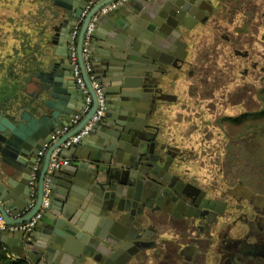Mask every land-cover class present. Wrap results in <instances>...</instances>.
<instances>
[{
	"label": "water",
	"instance_id": "1",
	"mask_svg": "<svg viewBox=\"0 0 264 264\" xmlns=\"http://www.w3.org/2000/svg\"><path fill=\"white\" fill-rule=\"evenodd\" d=\"M90 1H55L53 19L59 26L54 28L59 27V35L67 48L75 24ZM111 1L99 0L85 17L80 31L79 62L93 105L76 127L53 140V135L80 113L86 100L74 76L69 48L68 54L59 60L47 56L41 61L38 73L33 74L36 90L18 97L10 108L0 109V214L6 222L12 225L27 222L40 209L45 181L51 180L48 205L32 231L0 229V241L9 245L19 258H29L33 264L42 261L45 264H122L121 253L127 258L135 254L137 250L130 247L141 237V234L127 236L128 232L151 225L157 198L168 193L166 183L157 185L159 178H178L168 173L174 154L163 141L167 137L156 129L159 125H153L156 116L152 114L162 101L169 100L165 76L167 64L172 60L165 56L172 55L176 45L186 49L179 27L186 22L184 18L199 17L198 0H140V15L134 19L137 26L126 25L132 17L123 12L125 4L103 15L114 21L124 20V24L113 22L110 28L119 35V40L103 38L114 45L104 44L105 49L117 48L113 56L124 73L126 89L122 90L120 102H115L117 116L110 123L107 136L89 154L79 150L80 145L88 144L85 136L61 151L63 157L75 160L47 175L52 152L77 132L97 107L82 60V43L92 14ZM65 71L69 72L66 79ZM32 79L30 75L27 85ZM47 144L50 146L40 170L36 203L28 210L31 174L39 152ZM61 180H64L62 186ZM178 183L190 187L188 191L185 189L188 194L198 190L193 184L181 180ZM175 191L180 192L178 185ZM13 241H17L16 247Z\"/></svg>",
	"mask_w": 264,
	"mask_h": 264
},
{
	"label": "flooded vegetation",
	"instance_id": "2",
	"mask_svg": "<svg viewBox=\"0 0 264 264\" xmlns=\"http://www.w3.org/2000/svg\"><path fill=\"white\" fill-rule=\"evenodd\" d=\"M231 3V0H198L201 9L199 17L195 16L196 24L204 26L213 18L216 24L213 28L220 29L221 25L218 24L220 17L216 20V14L219 13V16L225 14L224 9L230 8ZM191 38H194V34L189 37V41ZM224 39L231 42L230 36ZM188 44L190 45V42ZM186 51L182 63L187 68L184 103L191 105L188 107V112L183 113L186 116L183 117V120L185 119L183 122L190 119L193 123L200 121L201 118L197 119L193 113L196 106L194 112L204 114L203 125L207 123L209 126L208 120L214 117L218 127V121H221V117L225 118L226 111V108H222L220 111L223 110V114L216 116L221 104H243L241 101L245 99L244 103L252 102V97L247 99L246 96L252 94L254 83L253 81L239 84L235 82L238 64L232 57L229 61L226 58L231 52L225 49H207L203 45H197L193 51L189 46ZM232 54L239 57L242 63H250L251 69L257 66L249 50L235 49ZM180 64L175 59L171 64H167L166 76L169 75V81L165 82L167 86L165 91L169 103L178 100L177 94H174L175 74L172 75V72L179 69ZM249 69V67L241 69L240 74L246 77L250 72L252 73ZM263 70L264 67H261L260 71ZM262 83L264 84V78ZM0 94L7 99V102L5 98L0 100V109H6L9 107V83L5 80L0 85ZM246 118L248 119L247 116ZM178 122V119L172 121V125L177 126ZM189 131L191 130L188 129L187 132ZM250 135L252 137V131ZM163 141L174 154L168 173L173 177L177 176L178 180L193 184L198 190L188 194L186 192L190 187L181 186L176 178L157 179V185L162 186L166 183L169 186L168 193L160 194L157 198L158 203L154 205L157 210L151 225L148 223L143 227L140 226L138 227L141 228L140 230L135 228L134 234L132 231L128 232L127 236L141 234V237L136 239L134 246L130 247V250H137L135 254L127 258L122 252L120 263L264 264V187H260L262 183H259L264 179L250 183L248 177L243 178L241 175L251 174L252 165L247 166V170L243 171L242 168V171L238 172L237 168L232 166V162H223L221 149L227 148L234 153L237 148L232 144L215 146V161L219 164V172L215 173L212 172L214 159L210 157L208 159L213 166L212 169L201 159L203 155H198L194 147L180 146L169 142L166 138ZM177 185L181 193L175 191Z\"/></svg>",
	"mask_w": 264,
	"mask_h": 264
},
{
	"label": "rangeland",
	"instance_id": "3",
	"mask_svg": "<svg viewBox=\"0 0 264 264\" xmlns=\"http://www.w3.org/2000/svg\"><path fill=\"white\" fill-rule=\"evenodd\" d=\"M231 1V7L224 9L225 14L220 16L219 13L216 14V20H219L220 17L218 23L221 25L220 29L213 28L216 24L211 18L212 20L208 21V24L200 26L199 30L194 32V38L190 40V48L203 45L207 49H225L231 52L226 58L229 61L232 57L238 64V70L235 71L237 77L235 82L239 84L244 81H253L254 83L252 94L246 96L247 99L252 97V102L244 103L246 102L245 97V100L241 101L243 104H219L216 116L223 114V110L220 111L222 108H226V111L225 118L221 117V121H218V127L214 117L206 119L209 126L207 123L203 125L204 114L199 116L201 119L198 123L191 122V119L184 123L180 121L184 127L179 129L176 126V129H173L175 133L167 129L166 140L194 147L198 155H203L201 159L207 162L208 166L212 169L214 166L212 172L215 173L219 172V164L215 161V146L232 144L237 148V151L233 153L227 148H222L223 162H232V166L236 167L238 172L242 171V168L243 171L247 170L246 167L252 165L251 174L241 176L248 177L250 183H257L258 179H264V84L262 83L264 70L260 71V68L264 67V0ZM26 3L27 0L25 2L22 0H0V85L3 80L11 85L13 76L16 74L13 71L14 74L12 73L13 76H11L12 69L9 71V62H11L9 59V37H14L15 32L20 29L15 17L21 18V15H24L22 13L28 11ZM227 36L231 37V42L224 39ZM235 49L249 50L252 59L257 62V66L251 69L250 63H242L239 57L232 54ZM245 67H249L252 73L243 77L240 70ZM188 129L191 131L187 132ZM209 157L215 161L213 166L208 161ZM259 183H262L260 187H264V180Z\"/></svg>",
	"mask_w": 264,
	"mask_h": 264
},
{
	"label": "crops",
	"instance_id": "4",
	"mask_svg": "<svg viewBox=\"0 0 264 264\" xmlns=\"http://www.w3.org/2000/svg\"><path fill=\"white\" fill-rule=\"evenodd\" d=\"M22 1L25 2L26 0ZM55 1L56 0H27L26 4L28 6V11L22 13L24 15H21V18L15 17L16 22L19 23L18 26L20 29L15 32L14 37H9V59H11V62H9V71L12 69L10 73L12 74L13 71L16 73L14 76V73L11 75L14 79L12 84L9 85V108L15 104V101L18 97L24 96L26 93L32 92L38 88L35 82L36 76H34L33 74L34 72L38 73L37 67L42 60H44L47 56H51L56 61L62 58L63 55L68 54L67 49L69 47L67 48L64 41H62V38L59 35L58 31L59 27L54 28L55 26H59L58 23L53 19V13L57 8ZM92 1L95 2V4L99 2V0ZM139 1L140 0H128L125 3L126 8L125 10H123V12L127 17H132L129 22H126V25L137 26V23L136 21H134V19H137L140 15L138 14V10L140 8ZM102 17L103 18H101L97 22L92 35L90 60L92 63L94 74L96 75L97 80L105 91L107 105L104 116L97 124L95 129L91 133H89L87 135V138H85L84 140H87L88 144L79 146V150L82 149L85 154H89L91 148H93L97 143L101 142L104 137L107 136L108 131L111 130L110 123L117 116V108L115 107V102H120L122 90L126 89L123 85L124 75L122 74L124 73L113 56V50L114 52H117V48H113V50H111L110 48L108 50L105 49L104 44H108L109 46L114 45L103 40V38L105 37L109 38L110 40H119V35H115V32L113 30L111 31L110 28H113V22H120L121 24H124V20L123 18H118L114 21V18L110 19L105 16ZM191 18L192 19L184 18L186 22H182L179 27L180 32H182V39L187 43L186 49L182 48V46L180 47L179 45H176L174 53L172 55H168L169 57L165 56V58L170 59L171 57V60L175 59V61L181 63V67L172 72V75L173 73L175 74V77L173 78V82L175 83L174 94H177L178 100L175 102H173L172 100V102L170 103L169 100L162 101L161 105H159L158 110H156V112L153 111L152 114L153 116H156L155 120L153 121V125H159V127L156 129H159V132L161 131L164 137H167V129L172 130L174 127H176L172 125V121H176L178 119L179 122L177 126L179 127V129H182V127H184L183 121H185V119L183 120V117L185 115H183V113L184 111L188 112V107L191 105L189 103H184V91L186 88L185 72L187 71V68L182 63L187 52L186 50L190 46L188 44V42H190L189 37H191L194 32L199 30V27L201 26L198 23L196 24V20H193V18H195V15H192ZM142 46L146 48L144 42L142 43ZM193 49L190 48V50L192 51ZM61 73L63 74L62 71ZM68 73V71H65L64 79L67 78ZM154 73H157L156 70L154 71ZM30 75L31 79L33 78V82L27 85V81ZM165 79L166 81H169V75H167ZM135 90L142 89L135 87ZM3 98L5 97H2V95L0 94V100H3ZM150 101L153 102V100ZM3 102H5V100ZM195 108L193 110V113L198 119L200 113H195ZM82 110L83 107L81 108L80 113H77L76 115H81ZM85 116H81L82 118H80L78 122H74L73 117L71 123L68 125L69 129L71 130L76 127L80 123V121H82L81 119H83ZM180 121H182L183 123H181ZM156 129L153 128V130L155 131ZM179 145L183 146L184 144L181 143ZM49 146L50 145H48V147ZM67 158H69L70 161L75 160L74 158L68 156ZM43 162L44 158H42V160L38 163L40 170L43 166ZM48 180L50 186L51 180L49 178ZM62 183H64V180H61V186ZM8 187L9 189L12 188L11 185H9ZM133 231H135V229ZM132 234H134V232ZM3 238H5V236ZM16 243L17 241H13L14 247L17 246ZM0 246L6 248V250L9 252L8 254H10L14 258H19L11 250V247L6 243L0 241ZM25 260H27L28 264H33L29 258ZM40 264H45V262L42 261Z\"/></svg>",
	"mask_w": 264,
	"mask_h": 264
},
{
	"label": "built area",
	"instance_id": "5",
	"mask_svg": "<svg viewBox=\"0 0 264 264\" xmlns=\"http://www.w3.org/2000/svg\"><path fill=\"white\" fill-rule=\"evenodd\" d=\"M127 1L128 0H113L101 6L98 10H96L92 14L88 22V25L86 27L84 37H83V43H82V60H83L85 71L87 73V76L89 78V81L91 83V86L97 98V107L95 109V112L87 120V122L77 132L73 133L70 137H68L60 146H58L52 152L50 156V160H49L48 169H47V175L51 174L55 169L62 167V166H66L70 163L69 158L63 157L61 155L62 149L79 143L83 137L87 136L89 133H91L95 129V127L97 126V124L100 122V120L105 114L106 105H107L105 91L103 87L101 86V84L99 83V81L97 80L96 75L94 74L92 63L90 60L91 40H92V35L95 30L96 24L101 19V17L105 15V13L108 12L109 10H112L118 6L124 5ZM94 5H95V2L91 0L90 3L83 10L80 18L77 20L75 27L72 31L71 41L69 45L70 62L73 67L74 76L76 77V80L79 86L86 94V100H85V105L82 110V114L75 115L73 119L74 122H78L80 118L85 116L93 105V97L87 87V83L82 74V69H81L80 62H79L78 39H79V35H80V31H81L84 19ZM68 131H70L69 127L65 126L62 130L57 131L53 135V140L54 141L57 140L61 135L67 133ZM47 148H48V144L45 145L44 149L39 152L37 162L34 165V169L31 174V179L29 181V184L31 186V203L28 206V210L32 209L36 203V199L38 195V180H39V175H40V169H39L38 163L39 161L42 160V158H44ZM49 195H50L49 180L47 178L44 184V194H43V200H42L40 209L27 222L21 225L8 224L6 220L3 218V216L0 214V229H10L12 231L24 230L27 232L32 231L35 228L39 218L42 217V212L44 208L48 205Z\"/></svg>",
	"mask_w": 264,
	"mask_h": 264
},
{
	"label": "trees",
	"instance_id": "6",
	"mask_svg": "<svg viewBox=\"0 0 264 264\" xmlns=\"http://www.w3.org/2000/svg\"><path fill=\"white\" fill-rule=\"evenodd\" d=\"M6 250V248H3L0 246V264H28L27 260L22 258H14Z\"/></svg>",
	"mask_w": 264,
	"mask_h": 264
}]
</instances>
